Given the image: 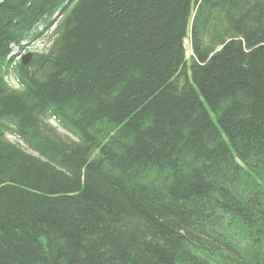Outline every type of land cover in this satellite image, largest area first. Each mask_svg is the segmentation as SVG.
I'll use <instances>...</instances> for the list:
<instances>
[{"label": "trees", "instance_id": "trees-1", "mask_svg": "<svg viewBox=\"0 0 264 264\" xmlns=\"http://www.w3.org/2000/svg\"><path fill=\"white\" fill-rule=\"evenodd\" d=\"M191 2L0 0V264H264V0Z\"/></svg>", "mask_w": 264, "mask_h": 264}, {"label": "rangeland", "instance_id": "rangeland-1", "mask_svg": "<svg viewBox=\"0 0 264 264\" xmlns=\"http://www.w3.org/2000/svg\"><path fill=\"white\" fill-rule=\"evenodd\" d=\"M194 5H195V0H192L191 8H194ZM189 27H190V23H189L187 32H189ZM52 28L49 29V30H46V29H43L41 26H39L38 27V31H40L41 33L38 36H36L32 41H28L27 42V44L25 45L26 52H31V53H43V52H46L49 49L50 44H51V36H52L51 33H52V30H53ZM184 44H185V49H186V56H187V58H189L191 56L189 38L185 40ZM12 51L16 52L15 47L12 48ZM8 81H9V83L12 86L17 87L13 80H11L9 78ZM50 123L53 126H56L58 132L61 135L67 136L70 139L73 138L70 133H68L66 130H64L60 126H58L53 120H51ZM7 138L11 142H15L16 143V140L12 136L7 135Z\"/></svg>", "mask_w": 264, "mask_h": 264}, {"label": "water", "instance_id": "water-1", "mask_svg": "<svg viewBox=\"0 0 264 264\" xmlns=\"http://www.w3.org/2000/svg\"><path fill=\"white\" fill-rule=\"evenodd\" d=\"M31 56H32V55H31L30 53L25 54L24 56H22V58H21V63H22L23 65H27V64L29 63V61H30Z\"/></svg>", "mask_w": 264, "mask_h": 264}]
</instances>
